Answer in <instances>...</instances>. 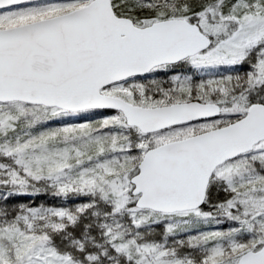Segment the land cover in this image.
I'll return each mask as SVG.
<instances>
[{
    "label": "snow or ice",
    "instance_id": "6c2138e0",
    "mask_svg": "<svg viewBox=\"0 0 264 264\" xmlns=\"http://www.w3.org/2000/svg\"><path fill=\"white\" fill-rule=\"evenodd\" d=\"M0 264H264V0H0Z\"/></svg>",
    "mask_w": 264,
    "mask_h": 264
},
{
    "label": "rangeland",
    "instance_id": "374dc122",
    "mask_svg": "<svg viewBox=\"0 0 264 264\" xmlns=\"http://www.w3.org/2000/svg\"><path fill=\"white\" fill-rule=\"evenodd\" d=\"M37 203H46V204L52 205V206H59L61 204V201L53 200L50 197H40L37 200ZM69 203H71V201ZM224 227H226V226H224Z\"/></svg>",
    "mask_w": 264,
    "mask_h": 264
}]
</instances>
